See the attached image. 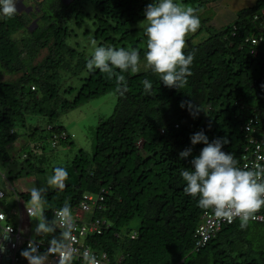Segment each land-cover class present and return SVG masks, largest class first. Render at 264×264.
<instances>
[{
  "label": "trees",
  "instance_id": "obj_1",
  "mask_svg": "<svg viewBox=\"0 0 264 264\" xmlns=\"http://www.w3.org/2000/svg\"><path fill=\"white\" fill-rule=\"evenodd\" d=\"M41 1L30 3L36 6L32 11L20 9L13 18L0 19V69L14 74L11 79H0V162L8 163L5 168L11 177L39 171L35 162L42 154L37 152L47 142L50 146L72 143L64 126L52 122L56 115L112 91L111 111L91 129L90 152L77 147L63 165L69 174L64 191L45 193V215L51 219L52 209L65 201L76 207L84 192L101 194L100 208L81 214L86 220L102 218L106 224L99 232L86 231L81 240L114 262L120 257L117 264H264V220H252L241 229L239 219H234L203 244H195L194 229L202 209L197 199L184 193L180 176L204 147L190 141L200 130L209 142L227 137L229 143L222 150L239 162L247 139L243 126L257 113L264 94V35L259 43L250 42L259 34L260 18L253 15L264 7V0L237 9L227 25L205 26L201 40H186L185 54L192 52L195 58L184 88L165 87L150 71H129L123 73L128 85L123 95L116 91L114 79L99 70L88 72L89 55L83 56L65 41L71 34L66 22L71 16L80 23L87 15L81 4L87 1L93 7V36L98 45L136 48L141 58L146 38L141 44L143 33L137 34L133 23L144 18V9L152 0H48L44 10ZM187 1L197 8L212 0ZM16 30L22 33L13 35ZM42 48L45 53L34 60ZM70 66L74 68L71 73L85 71L77 76V86L60 84L61 72ZM144 79L153 83L151 95L143 91ZM189 99L201 108L195 119L180 107L182 100ZM28 116L44 117V123H31ZM20 135L23 140L15 147L21 151L14 162L7 146ZM188 147L192 154L181 159L180 151ZM16 195L30 198L29 190ZM134 217L137 223L132 228ZM78 263L75 258L73 264Z\"/></svg>",
  "mask_w": 264,
  "mask_h": 264
},
{
  "label": "clouds",
  "instance_id": "obj_2",
  "mask_svg": "<svg viewBox=\"0 0 264 264\" xmlns=\"http://www.w3.org/2000/svg\"><path fill=\"white\" fill-rule=\"evenodd\" d=\"M17 3L18 0H0V19L13 18L18 12L17 7H20ZM138 27L146 37L143 69L157 76L165 87L184 88L192 75L191 65L195 58L192 52L185 54V38L200 27L198 9L175 0H152L146 5L144 19L138 22ZM86 68L89 73L99 70L108 79H114L116 91L123 95L128 90L123 73L140 72V53L132 47L98 46L92 40ZM141 83L144 93L151 95L152 81L144 79ZM180 107L186 108L194 119L201 110L191 99L182 100ZM246 130L251 131L249 126ZM190 141L192 145L203 143L204 147L189 161L191 167L180 172L185 182L184 193L197 199L200 209L211 210L217 220L232 223L238 218L241 229L246 228L250 221L257 218L255 214L264 208V165L239 166L232 153L222 150L229 143L227 137L209 142L204 130H200L190 136ZM191 154L192 148L188 147L180 151L179 157L184 159ZM68 175L65 167H54L44 186L29 190L30 199L24 202L25 208L30 220L37 223L28 246L20 252L25 264H48L50 256L55 258V264H73L77 256L73 235L76 225L71 204L65 201L51 219L45 215V193L49 190L63 192ZM2 196L3 193H0V198ZM15 196L19 198L16 193ZM57 232L59 235H56ZM38 237L41 239L37 240ZM45 237H50L48 247L41 252L39 245ZM81 258L82 264H98L96 257L87 251L82 253Z\"/></svg>",
  "mask_w": 264,
  "mask_h": 264
},
{
  "label": "rangeland",
  "instance_id": "obj_3",
  "mask_svg": "<svg viewBox=\"0 0 264 264\" xmlns=\"http://www.w3.org/2000/svg\"><path fill=\"white\" fill-rule=\"evenodd\" d=\"M175 2L182 3L184 6L193 7V4L189 3L187 0H175ZM252 2L253 0H212L205 3L204 5H200L197 7V9L200 18L199 28L202 30L198 29L194 33H189L186 36L185 41L188 39L190 42L201 40L206 35V29H204L205 26H208V28H218L221 25H227L231 23L236 16L237 9L249 5ZM30 3H33V0ZM39 6L43 10L48 9V0L41 1ZM81 9L83 11H87V15L85 14L82 17L81 22L78 24L73 22V18L71 16L69 17L66 24L67 27L71 29V34L65 38V41L68 44L74 46L77 50H80L83 53V56H87L90 54L91 41L95 40L98 45V39L93 36L94 27L91 20L93 12L92 5L89 2L84 1L81 4ZM143 19L144 18H139L133 23L136 27L137 34L143 33L142 29L138 27V22ZM31 22L34 23V19H32L30 23ZM16 33L20 34L22 31L16 30L13 35H16ZM145 38L146 37L142 38L141 44H143ZM114 46L115 48H118L119 44L115 43ZM44 53L45 49H40L34 60H38ZM143 58L144 56L141 57V70H144ZM72 68L73 67L70 66L67 70L61 72V85L66 83H71L74 86L78 85L79 79L77 76L82 75L85 71L84 69H81L75 73H71L70 70ZM12 77H14L13 73H9L0 69V79H11ZM114 101L115 94L112 91H105L79 103L77 106L67 110L66 112L56 115L52 119V122L60 123L64 126V128L71 134L72 143L68 145L50 146V144L47 142L44 145L42 152H37L42 154L40 160L35 162L36 165L41 167L39 171L32 172L29 175H23L21 173L20 176L13 178L5 168L8 163L4 165L0 162V187L4 190V196L0 199V203L4 204L1 205V207L5 211H8L10 222L14 226L17 222V215L15 213L16 204L14 201L15 193L20 194L30 190L32 187L44 186L47 177L52 174L54 167H60V165L63 166L67 164L73 154L76 152L77 147H81L87 153H89L92 146L91 129L97 122L98 118L106 116L111 111ZM35 118L36 116H28L27 119L31 123H44V117H38L39 119ZM20 139L23 140V135H20L19 139L14 141L13 145L10 144L7 146V151L10 157L13 158L14 162L18 160V153L21 151V149L19 150L15 147L16 144L20 142ZM28 148V146H24V149ZM29 199L30 198L22 199L19 197V206L21 211L20 234L24 236L29 235L30 238H32L33 229L37 222L30 220L28 215L24 213V202H27ZM136 223L137 218H132L130 221L131 227L133 228Z\"/></svg>",
  "mask_w": 264,
  "mask_h": 264
},
{
  "label": "built area",
  "instance_id": "obj_4",
  "mask_svg": "<svg viewBox=\"0 0 264 264\" xmlns=\"http://www.w3.org/2000/svg\"><path fill=\"white\" fill-rule=\"evenodd\" d=\"M264 7H260L258 12L253 15L254 18H260L259 21V34L255 37L250 38L251 43H259L263 39L264 35ZM260 107L256 114L252 116L247 124H244L243 131H246V142L242 145L239 153V166L249 165L252 166L256 163L264 165V94L260 97ZM250 127L251 131H247V127ZM0 193L4 192L0 188ZM3 197V196H2ZM15 197V213L17 215V222L14 226L10 222L8 211H5L0 203V264H25V258L20 255V247L26 248L28 241L31 239L29 235L20 234V220L21 211L19 206V198ZM1 199V198H0ZM101 194H92L84 192L80 198L78 205L73 207V215L75 217L76 230L74 236L76 238L75 248L77 249L76 258L79 259L78 264H82V253L87 251L93 254L98 264H117L115 262L120 261V257L116 258V261H112L105 252H94L87 245H84L81 237L86 231L99 232L102 225H105V221L102 218H89L84 219L82 212L91 213L93 209L100 208L99 200ZM58 208H53L52 213ZM24 213L27 214L26 208L24 207ZM256 215V221L264 220V208L261 209ZM226 221L217 220L211 210H202L200 214V220L194 229V236H196V245L203 244L209 237L214 233ZM11 229V231H9ZM134 232L131 231L130 236H133ZM41 238H37L39 240ZM44 240V239H43ZM48 247V240H44L39 245V249L43 252ZM48 264H55V258L49 257Z\"/></svg>",
  "mask_w": 264,
  "mask_h": 264
},
{
  "label": "bare ground",
  "instance_id": "obj_5",
  "mask_svg": "<svg viewBox=\"0 0 264 264\" xmlns=\"http://www.w3.org/2000/svg\"><path fill=\"white\" fill-rule=\"evenodd\" d=\"M34 1V0H33ZM17 4H19V6L21 7V9H24V10H27V11H29V10H34V8H36V6H32L30 3L29 4H24L23 2H22V0H18V3ZM20 7H17L18 8V10H20ZM22 11V10H21ZM19 12V11H18ZM33 22H31V23H29L30 25L32 24ZM29 28V27H28Z\"/></svg>",
  "mask_w": 264,
  "mask_h": 264
}]
</instances>
